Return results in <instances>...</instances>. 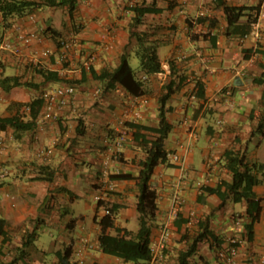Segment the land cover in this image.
<instances>
[{"label": "crops", "instance_id": "crops-1", "mask_svg": "<svg viewBox=\"0 0 264 264\" xmlns=\"http://www.w3.org/2000/svg\"><path fill=\"white\" fill-rule=\"evenodd\" d=\"M43 1L29 15L4 17L0 11V42L21 49L17 53L0 48V73L40 83L34 71L39 61L60 77L46 83V89L71 82L76 90L69 105L21 138L14 137L10 125L0 124L6 143L0 155V167L6 170L0 189V219L6 221L0 224V264H62L66 251L71 253L65 260L69 264H75L77 251L84 264H127L100 250L101 228L94 217L99 219L107 210L96 201L95 215L87 223L76 204L85 193H99L106 203L118 205L115 224L137 231L138 184L109 175L138 174L144 150L125 123L157 126L159 98L168 85L166 117L171 130L165 147L177 152L180 161L168 159L152 175L158 209L151 244L158 242L164 223H170L171 234L162 257L141 264H179V253L204 227L221 244L207 235L188 264H224L217 252L233 236L242 238L236 264H264V80H256L264 79V0ZM136 3L159 8L146 14L140 27L155 43L161 63L160 72L145 78L147 93L141 96L121 86L106 91L108 79L98 77L113 71L124 53H130V63L137 57L130 9ZM225 4L246 7L240 26L228 27ZM20 32L37 33L39 39L23 45L17 38ZM61 38L71 42L70 47L59 46ZM139 65L132 67L143 78ZM42 89L0 87V103L5 105L0 120L14 115L16 103L30 101ZM81 121L85 135L78 133ZM121 132L126 140L119 148L120 158L112 159L108 147ZM38 146L52 147L53 152L40 157ZM228 151L245 154L259 180L252 188L259 206L255 220L246 214L247 201L234 199ZM41 165L54 171L53 181L35 179ZM93 182L100 188L93 189ZM247 223H252L251 237ZM86 238L90 243H84Z\"/></svg>", "mask_w": 264, "mask_h": 264}, {"label": "trees", "instance_id": "trees-1", "mask_svg": "<svg viewBox=\"0 0 264 264\" xmlns=\"http://www.w3.org/2000/svg\"><path fill=\"white\" fill-rule=\"evenodd\" d=\"M49 3H54L48 0ZM45 1L39 0H0V11L4 17H20L27 15V12L42 7ZM246 7L224 5L228 27L240 26V19L242 18L243 10ZM130 9L134 12L133 21L131 24V36L137 40V48L135 54L139 58L140 70L145 74L148 79L161 70V63L157 57L155 43L148 40V33L140 30L141 25L144 23V17L148 13H153L159 10L154 4L136 3L131 5ZM30 14V13H29ZM28 14V15H29ZM246 26V25H245ZM242 33L246 28L240 30ZM58 45L62 46V41L59 39ZM129 52L124 53L120 64L113 71H104L99 76L93 72L95 76L102 79H108L106 88H115L117 86L123 87L128 93L141 96L147 93L146 81L142 76L137 75V71L132 67L129 61ZM1 66V65H0ZM34 71L40 75L42 82H35L33 80H23L21 76H5L0 73V87L4 90L18 86H25L27 88L39 89L43 86L40 93L28 102L16 103V113L12 116L4 117L0 120L2 128L8 125L12 128V134L15 138H21L22 135L31 129L36 130L40 124V120L44 114L45 100L42 96L43 91L46 89V83L51 81H59L60 77L56 71H51L42 66H36ZM264 76V73H263ZM258 81L264 80L262 77L256 79ZM66 84H73L67 82ZM74 85V84H73ZM170 85L167 86L166 92L159 98V124L157 126L146 125L138 122L128 121L125 124L134 129L133 138L143 148L144 158L138 162L140 168L137 175L132 173H112L110 179L112 180H129L135 179L139 187V195L137 201V211L139 213L138 222L139 228L137 231L129 230L127 228L119 227L115 224V214L118 208L116 204H109L103 200L98 201V207H103L108 212L94 220L100 225V233L98 236L100 250L112 256L121 259L127 264H141L153 259L152 244H151V228L152 221L156 217L158 205L157 190L151 184V178L155 168L159 164H163L168 160V151L165 147V139L168 137L171 130V123L166 117V102L170 95ZM26 117L29 119L26 120ZM261 129V126H259ZM36 132V131H35ZM34 132V133H35ZM87 132L86 125L81 121L78 124V133L85 135ZM120 158V153L117 159ZM226 166L233 174V184L231 191L235 194V200H246L248 207L246 214L252 220H255L259 211L258 200H256L253 193V186L259 182L257 176L252 173V166L246 159L245 154L240 152L228 151L226 153ZM54 171L50 170L48 166L41 165L38 175L35 179L53 181ZM65 190V189H62ZM205 190L214 192L211 187H205ZM238 194V195H237ZM241 217V216H240ZM6 223L4 219H0V224ZM251 224H245L248 230V236L251 237ZM112 231V232H111ZM207 235H212L213 241L217 245L221 244L218 238L206 227L195 236L187 247L181 251L178 256L179 264H188L189 258L197 250L200 242H202ZM224 248L219 247L218 250ZM165 249V248H164ZM164 249L161 254H164ZM71 253L66 251L64 261L62 264H69L65 261ZM223 262V261H222ZM101 264V263H93Z\"/></svg>", "mask_w": 264, "mask_h": 264}, {"label": "built area", "instance_id": "built-area-1", "mask_svg": "<svg viewBox=\"0 0 264 264\" xmlns=\"http://www.w3.org/2000/svg\"><path fill=\"white\" fill-rule=\"evenodd\" d=\"M21 1H28V0H21ZM38 1L39 0H34ZM200 15H204V12L201 11ZM246 36V35H245ZM18 41H20L23 45L30 44L33 40L39 39V36L37 33L34 32H20L17 36ZM71 42L69 41H62V46L68 48L70 47ZM0 48L1 49H12L14 52L19 53L20 47L18 45L11 44L9 41H2L0 42ZM90 61V60H89ZM37 64L40 66V62L38 61ZM90 64V63H88ZM146 76L143 77L145 79ZM75 86L73 84H65L60 85L55 88H48L43 91V98L45 100V107H44V114L40 120V123H42L44 120L52 118L56 115L57 110L61 109L67 105H69L73 99V96L75 94ZM2 100V96L0 95V101ZM136 117L140 116V113H135ZM126 140V135L124 132H121L118 134L116 140L108 147L109 154L111 155L112 159H117L119 155V148ZM6 149V143L5 139L3 137H0V155H2L5 152ZM37 155L40 157H47L48 155H51L53 152L52 147L48 146H38L36 149ZM168 159L179 162L180 161V155L175 151H170L168 153ZM107 162H105L104 169H107ZM6 176V170L2 167H0V189L4 184V177ZM2 196V192H0V198ZM97 202L102 200L101 196H96ZM179 208L175 205V208L173 210V214L176 215ZM108 212V211H107ZM106 212V213H107ZM241 217L237 216V221H239ZM171 234L170 229V223H164L161 228V234L159 237V240L156 244H153L151 246L152 252H153V259H158L162 257L161 250L164 249L167 245L168 238ZM84 243L88 244L90 243L89 239H84ZM242 243V238L239 236H233L229 239V244L218 250L217 255L220 258L221 261H223L224 264H236V256L238 255L240 246ZM77 259L75 260V264H84V259L82 257V254L80 251L76 252ZM262 260L264 261V255H262Z\"/></svg>", "mask_w": 264, "mask_h": 264}, {"label": "rangeland", "instance_id": "rangeland-1", "mask_svg": "<svg viewBox=\"0 0 264 264\" xmlns=\"http://www.w3.org/2000/svg\"><path fill=\"white\" fill-rule=\"evenodd\" d=\"M138 58L133 56L131 58V64L136 67L138 65ZM5 107L4 104L0 103V110H3ZM93 189L100 188V183L93 182L92 184ZM99 196L101 194L98 193ZM96 196L93 195L92 192L85 193V196L83 197V201L78 202L76 204V207L79 209V212H81L85 218V222L90 223L95 215V207L97 204ZM37 223H42L40 218L37 219Z\"/></svg>", "mask_w": 264, "mask_h": 264}]
</instances>
